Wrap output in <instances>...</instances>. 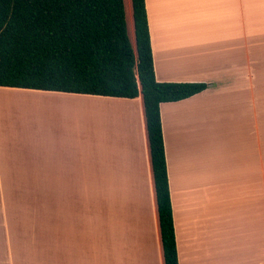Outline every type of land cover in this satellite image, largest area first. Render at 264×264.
I'll return each mask as SVG.
<instances>
[{
  "label": "crops",
  "instance_id": "crops-1",
  "mask_svg": "<svg viewBox=\"0 0 264 264\" xmlns=\"http://www.w3.org/2000/svg\"><path fill=\"white\" fill-rule=\"evenodd\" d=\"M145 4L156 80L209 85L160 105L179 264H264V109L258 108L264 98V0ZM128 12L133 31L130 0ZM238 92L249 97L255 128H247L242 160L230 162L241 148L225 153L214 145L232 143L244 128L208 131V107ZM79 109L93 111L87 112L89 128L102 119L107 128L119 123L123 129L115 138L121 147L108 150L105 166L95 167L102 187H92L89 172L75 169ZM1 111L9 117L0 116V264H97L99 216L102 264H164L141 95L0 87ZM35 114L40 123L30 122ZM45 127L56 133L43 134ZM27 189L39 190L35 219L27 212ZM86 189H102L103 196H88ZM117 235L130 239L125 247L115 244Z\"/></svg>",
  "mask_w": 264,
  "mask_h": 264
},
{
  "label": "trees",
  "instance_id": "trees-1",
  "mask_svg": "<svg viewBox=\"0 0 264 264\" xmlns=\"http://www.w3.org/2000/svg\"><path fill=\"white\" fill-rule=\"evenodd\" d=\"M0 0V87L142 96L164 264H179L160 105L205 83L155 78L145 0ZM132 29V28H131Z\"/></svg>",
  "mask_w": 264,
  "mask_h": 264
},
{
  "label": "rangeland",
  "instance_id": "rangeland-1",
  "mask_svg": "<svg viewBox=\"0 0 264 264\" xmlns=\"http://www.w3.org/2000/svg\"><path fill=\"white\" fill-rule=\"evenodd\" d=\"M126 8L129 7V0H125ZM129 26V32H131V21H128ZM261 78V77H260ZM263 79V78H261ZM245 90L248 91L247 88ZM243 96H245L247 93L241 92ZM240 93L237 94L234 93L233 100H230L229 98L224 97L223 99L216 100L212 105V109L208 107L211 119H209L208 122V131L216 130L218 132H221L222 134H226L229 131H232L237 127L238 125L241 128H244V132L242 136H239L236 140H234L232 143H226V142H219L216 145H214V148L217 150H223L225 153L233 151L234 148H241L242 153L237 154L230 158V162H234L235 160H242L244 152L247 153V147H248V137H247V128H255L254 123V112L252 106L250 109H248V104L246 101L249 97H240ZM248 95V94H247ZM28 99V98H27ZM259 110L264 109V98L262 99L261 107H259ZM250 112V119L248 120V112ZM80 115H79V121L77 125V133L79 131L80 136V148H78V154H79V165L77 164L75 166V169L77 167H80L81 171H87L89 172L88 178H89V184L92 187H102V183L98 182L99 179L96 177L95 174V167L101 168L105 166V153L108 152V150H115L119 149L121 147V141H116L115 138H117L120 135H122V127L119 123L112 124L111 127L107 128L106 121L99 119L97 121H92L91 126L89 128L87 124V120L89 118V113H93L92 110L88 109H79ZM253 113V116L252 114ZM0 116L6 121L9 116L2 115V111L0 112ZM6 117V118H5ZM38 115H32V118L30 120V116H27V119L30 120V122H37L40 123V119L38 118ZM38 119V120H37ZM263 124H264V118H263ZM75 128L73 132L75 131ZM63 131L67 132L66 129H62ZM34 131V129H32ZM44 131L47 135H52L55 132L54 128H51L49 131H47L46 127L43 128V134ZM20 132H24L23 129H20ZM90 133V136H88ZM209 133V132H208ZM252 134V132H251ZM234 134H231V136ZM108 136L109 138L105 137ZM227 137H230V134H228ZM111 140V148L107 147L106 140ZM226 140V139H225ZM210 145V144H209ZM242 156V157H241ZM103 175V172L100 173V177ZM81 180V179H80ZM83 181V180H81ZM92 190V189H86L85 193L88 196H103V190ZM39 190L38 189H27V212L28 210L33 213L34 219L37 218L39 214ZM29 203H32V206H30ZM102 216L97 217V224H96V240H97V248H96V254L97 256L100 255L101 259H96L97 264H102V255H103V243H104V235H103V225H102ZM130 239L125 236H119L113 237V241L119 242L115 243L118 245H127L128 241ZM132 240V239H131ZM136 242H133L132 244H135ZM131 244V243H130ZM130 260H132V254L129 255ZM95 259V258H94Z\"/></svg>",
  "mask_w": 264,
  "mask_h": 264
},
{
  "label": "bare ground",
  "instance_id": "bare-ground-1",
  "mask_svg": "<svg viewBox=\"0 0 264 264\" xmlns=\"http://www.w3.org/2000/svg\"><path fill=\"white\" fill-rule=\"evenodd\" d=\"M22 99H23V98H22ZM22 99H21V100H22ZM4 100H5V99H4ZM4 100H3V101H4ZM14 100H15V99H14ZM21 100H20V102H23L24 99H23L22 101H21ZM26 100H27V103H30V102L32 103V101H33V102H36V104H37V102L40 103L38 99H36L37 101L30 100V99H26ZM3 101H1V102H3ZM12 101H13V100H11V102H12ZM17 101H19V100H17ZM24 101H25V100H24ZM5 103H7V102H5ZM13 103H14V102H13ZM18 103H19V102H18ZM23 103H24V102H23ZM3 104H4V103H3ZM10 104H11V103H10ZM6 105H7V104H6Z\"/></svg>",
  "mask_w": 264,
  "mask_h": 264
}]
</instances>
